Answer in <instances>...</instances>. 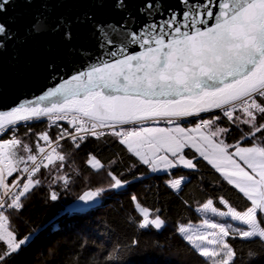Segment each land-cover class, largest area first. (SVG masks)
Instances as JSON below:
<instances>
[{"label":"snow or ice","instance_id":"snow-or-ice-1","mask_svg":"<svg viewBox=\"0 0 264 264\" xmlns=\"http://www.w3.org/2000/svg\"><path fill=\"white\" fill-rule=\"evenodd\" d=\"M25 2L31 4L33 0ZM55 2L43 0L40 12L23 35L0 20V56L14 44V63L19 65L20 49L30 41L51 35L59 36L68 45L65 57H70L73 64L70 79H63L36 99L0 111V135L10 130L12 135L0 142V242L4 245L0 247V264H13L28 243V238L18 239L10 230V216L6 213L22 211L25 200L42 186L37 178L41 168L57 167V162L63 168L66 156L59 150L61 141L69 140L78 149L89 137L105 136L116 137L153 173L170 174L169 170L178 167L196 169L197 164L185 155V149H194L238 188L250 201L246 211L232 207L219 211L212 199L199 211L230 218L245 227L205 220L202 227L213 231H194L184 226L177 229L212 264H236L237 252L228 242L229 237L243 241L258 238L264 242V227L258 219V213L264 218V146L225 143L230 128L220 127L217 121L221 116L214 113L219 110L233 125H247L249 137L264 133V123H257L258 116L264 119V0H177L178 8L166 7L165 0H145L136 14L129 11V0H114V8L124 15L121 26L127 27L119 33L124 41L116 50L107 49L112 43L110 31H117L114 23L101 24L90 11L57 15L54 7L48 11ZM12 3L13 0H0V16ZM93 3L103 7L104 0ZM138 16L144 17V23L136 27ZM77 27L83 30L86 41L96 43L95 55L92 49L71 44ZM129 45L138 48L130 49ZM47 67L52 76L58 75L54 62ZM206 113L213 115L200 119L195 127L180 124ZM44 118L51 122L50 127L55 125L59 130L56 139L48 131L39 133L38 155L31 154L27 145L24 151L29 154L19 155L16 148L22 141L16 138V126ZM59 121L71 127L61 128ZM161 122L171 127L146 126ZM126 125H136L138 130H126ZM40 141L47 147L40 146ZM230 148L234 150L230 152ZM234 157L243 161L251 173ZM88 164L96 170L104 167L95 157ZM108 176V188L87 191L79 200L92 205L104 192L126 187L127 181L113 172H108ZM182 182L183 178H178L166 183L178 192ZM51 183H61L67 189L71 180L67 175H57ZM48 199L59 200L58 191L50 189ZM131 199L142 217L137 224L139 229L159 231L165 227L164 219L141 207L136 196ZM220 203L227 205L223 198ZM248 255L250 259L257 257L253 251ZM72 264L79 262L74 258ZM89 264L101 262L92 257Z\"/></svg>","mask_w":264,"mask_h":264},{"label":"trees","instance_id":"trees-1","mask_svg":"<svg viewBox=\"0 0 264 264\" xmlns=\"http://www.w3.org/2000/svg\"><path fill=\"white\" fill-rule=\"evenodd\" d=\"M214 114L221 116L217 121L220 127L230 128L225 143L264 146V133L249 137L247 125H233L221 113ZM212 115L180 124L188 128ZM257 123H264V119L258 116ZM60 125L61 128L71 127L64 123ZM16 127V138L22 141L16 151L25 157L29 153L24 151V145L32 149L31 154L38 155L37 134L48 131L55 140L59 133L57 127H50L47 120L21 123ZM11 138L10 130L0 137V141ZM39 144L43 146L44 142L40 141ZM233 150L229 149L230 152ZM60 151L66 156L63 168L58 167L59 162L57 167L41 168L37 178L41 179L42 186L37 187L25 200L22 211L6 213L10 216V230L17 238H28V243L13 264H72L74 258L79 264H89L92 257L101 264H212L211 260L201 257L184 240L177 231L178 227L203 222L205 214L199 209L208 199H212L220 211L228 206L242 212L250 206V201L238 188L229 184L227 178L192 149H186L185 155L197 164L196 169L178 167L170 174L161 175L154 174L141 164L114 136L100 139L89 137L78 149L66 140ZM92 157L99 159L104 167L100 170L91 168L88 161ZM108 172L127 181L126 187L104 192L100 204L94 208L71 213L69 208L85 192L108 188L111 183ZM57 175L70 178L67 189L61 183H51ZM179 176L188 179L177 192L166 182ZM50 189L58 191L59 200L53 202L48 199ZM133 195L141 207L148 208L153 216L159 215L165 220V227L161 231L138 228L142 217L131 199ZM220 198L226 200L227 205L221 204ZM258 217L264 227V218L261 214ZM233 227L244 226L235 224ZM133 240L139 243L132 244ZM228 242L237 252L236 264H264V242L258 238L243 241L229 237ZM0 247H4L3 242H0ZM250 251L257 253L255 259L249 258Z\"/></svg>","mask_w":264,"mask_h":264},{"label":"water","instance_id":"water-1","mask_svg":"<svg viewBox=\"0 0 264 264\" xmlns=\"http://www.w3.org/2000/svg\"><path fill=\"white\" fill-rule=\"evenodd\" d=\"M144 2L145 0H129V11L136 14V10ZM113 3L114 0H104L103 7H100L94 4L93 0H56L48 7V11H52L53 7L57 15H78L81 12L90 11L93 13L95 21L101 24L114 23L117 31H110L109 39L112 43L107 45V49L116 50L123 46L124 41V37L119 33L126 31L127 27L121 26L124 15L114 8ZM165 5L172 8L179 7L177 0H165ZM42 6L43 0H33L31 4L26 3L25 0H13V3L8 6L7 12L0 16V20L23 35L24 30L33 22V17L40 12ZM143 23L144 17L138 16L136 27ZM71 44L92 49L93 55L96 54V43L86 41L83 30L78 27L73 30ZM67 46L59 36L49 35L37 38L20 49L19 55L22 58V63L18 65L14 63L17 47L14 44L10 45L8 50L0 56V111L11 110L26 100L36 99L53 86H58L63 82V79H70L73 74V64L70 57H65ZM49 48L52 49L51 52ZM129 48H138V46L129 45ZM99 51L103 52L104 50ZM49 62L56 64L58 75H51L47 67ZM79 66L76 65V67Z\"/></svg>","mask_w":264,"mask_h":264},{"label":"rangeland","instance_id":"rangeland-1","mask_svg":"<svg viewBox=\"0 0 264 264\" xmlns=\"http://www.w3.org/2000/svg\"><path fill=\"white\" fill-rule=\"evenodd\" d=\"M210 115V114H209ZM205 116H207V115H205ZM202 117V116H201ZM204 117V116H203ZM197 118V117H196ZM190 119H187V120H184V121H189ZM182 122V121H181ZM23 123V122H22ZM146 126H150V127H171V126H166V125H164L162 122L160 123V124H158V125H156V124H148V125H146ZM133 129H137L138 130V127H134V128H130V129H128L129 131H131V130H133ZM2 135H0V137H1ZM1 142V141H0ZM187 158V157H186ZM96 170V169H95ZM100 170V169H99ZM173 169H171V171H172ZM170 171V170H169ZM170 171V172H171ZM166 173H168V172H163V171H161V172H158V173H154V174H166ZM178 178H183V182H182V185L187 181V177H185V176H179V177H177V178H174V179H178ZM173 180V179H172ZM181 185V186H182ZM100 197L97 199V201L96 202H94L92 205H85L82 201H77L75 204H73V205H71V207L69 208V210L71 211V213H80V212H84V211H87V210H89V209H91V208H94L95 206H97V205H99L100 204ZM228 210V206L226 207V209L225 210H222V211H227ZM220 211V210H219ZM204 214H205V220H209L210 222H213V223H223V224H225L226 226H227V224H229V223H231V224H233V225H239V222H236V221H232L230 218H225V217H220V216H216V215H213V214H211V213H205V212H203ZM259 214V213H258ZM258 219H259V217H258ZM204 220V221H205ZM204 221L203 222H201V223H199V224H190V225H180V226H184V227H190V228H192L194 231H200V232H209V231H213V230H211V229H208V228H206V227H202V225L204 224ZM166 224V223H165ZM179 226V227H180ZM241 226H243V225H241ZM262 226V225H261ZM245 227V226H244ZM162 230V229H161ZM161 230H159V231H161ZM210 239L212 238V237H209ZM208 247H212L211 245H209Z\"/></svg>","mask_w":264,"mask_h":264},{"label":"built area","instance_id":"built-area-1","mask_svg":"<svg viewBox=\"0 0 264 264\" xmlns=\"http://www.w3.org/2000/svg\"><path fill=\"white\" fill-rule=\"evenodd\" d=\"M215 113H220L219 112V110H217ZM209 114H212V113H206V114H201V116H205V115H209ZM193 118H196V117H191V118H188V119H193ZM41 120H47L46 118H44V119H41ZM41 120H38V121H41ZM48 121V120H47ZM182 121H184V120H182ZM29 122H32V121H29ZM24 123V122H23ZM59 124L60 123H64V124H67L65 121H59L58 122ZM163 123V122H162ZM49 124H51V122L49 121ZM150 124V123H149ZM164 124V123H163ZM51 126H55V125H51ZM134 127H138V126H136V125H126L125 126V129L126 130H128V129H130V128H134ZM68 128V127H67ZM66 140H63V141H61V147H62V144H63V142H65ZM43 147H47L45 144H43ZM61 147H60V149H61ZM59 149V150H60ZM48 151H51V149L49 148L48 149ZM40 162V160H39V158H38V161H37V163H39ZM31 167V166H30Z\"/></svg>","mask_w":264,"mask_h":264},{"label":"crops","instance_id":"crops-1","mask_svg":"<svg viewBox=\"0 0 264 264\" xmlns=\"http://www.w3.org/2000/svg\"><path fill=\"white\" fill-rule=\"evenodd\" d=\"M151 124V123H150ZM166 126H170V125H166ZM183 127V126H182ZM191 127H195V126H191ZM252 146H256V145H251V146H241V147H252ZM186 150V149H185ZM192 150H194V149H192ZM195 151V150H194ZM234 159H236L237 160V162L240 164V166L241 167H243L246 171H248V172H250L251 173V169H249V168H247V165L246 164H244V162L243 161H240L239 160V158L238 157H234ZM183 168V167H182ZM185 169V168H184ZM216 169V168H215ZM187 170H190V169H187ZM171 171V170H170ZM225 177V176H224ZM226 178V177H225Z\"/></svg>","mask_w":264,"mask_h":264},{"label":"bare ground","instance_id":"bare-ground-1","mask_svg":"<svg viewBox=\"0 0 264 264\" xmlns=\"http://www.w3.org/2000/svg\"><path fill=\"white\" fill-rule=\"evenodd\" d=\"M213 114V113H212ZM194 119V118H193ZM191 120V119H190ZM181 122V121H180Z\"/></svg>","mask_w":264,"mask_h":264}]
</instances>
